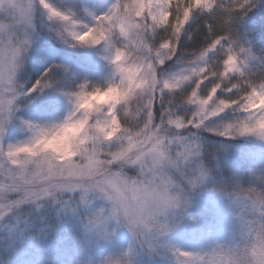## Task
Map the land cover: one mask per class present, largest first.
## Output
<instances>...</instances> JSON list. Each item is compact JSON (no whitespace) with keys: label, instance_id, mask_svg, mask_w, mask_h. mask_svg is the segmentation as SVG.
Listing matches in <instances>:
<instances>
[{"label":"snow or ice","instance_id":"snow-or-ice-1","mask_svg":"<svg viewBox=\"0 0 264 264\" xmlns=\"http://www.w3.org/2000/svg\"><path fill=\"white\" fill-rule=\"evenodd\" d=\"M39 2L52 17L74 23L70 15L53 8L46 0ZM4 3L5 0H0V9ZM7 3L11 23L28 20L31 0H7ZM216 6L217 0H117L109 13L97 19L95 27L82 33L70 32L76 41L92 45L113 36L122 38L112 57L120 83L91 91L81 85L79 91L70 94L75 105L72 115L78 116L75 121L78 131L85 134L80 142L85 147H77L75 159L49 156L47 146L33 150L31 155L39 158L26 162L14 158L16 146L0 150L7 158L0 163V198L17 203L21 198L35 202L49 196L79 193L80 201L85 202L90 195L101 196L111 204L109 216L125 221L133 235L149 246L169 232L168 214L181 206L182 184L196 187L204 183L207 175L195 159L200 145L184 132L200 128L209 117L226 109L236 108L242 118L228 124L219 135H254L264 140V83L249 81L231 43L223 45L226 36L213 32L207 47L185 73L165 80L158 77L157 65H163L165 59L175 54L180 34L193 12H212ZM8 27L9 22L0 21V32ZM160 28H166L170 35L156 47L149 40ZM27 45V40H13L10 35L0 39V133L13 112V81L18 58ZM219 51L224 53L221 62L206 61L201 66L200 61H205L209 52ZM193 78L195 87L186 99L198 105L199 111L185 120L176 115L171 102L165 100V93L178 92ZM213 79L215 83L208 95L199 96L200 86ZM141 85L150 87V91L142 99H136L132 93ZM49 86V81L41 78L31 91ZM222 87L227 92L236 90L235 98L216 103L213 97ZM117 92L123 93L119 99ZM121 103L126 104V114L119 107ZM29 127L34 128L32 143L39 145L47 130ZM130 172L133 175H128ZM238 199L245 212H251L247 219L248 241L243 250H221L207 256L177 250L178 264H264V193L249 190L239 194ZM103 212L101 209L95 214L97 226L107 223L108 216Z\"/></svg>","mask_w":264,"mask_h":264},{"label":"rangeland","instance_id":"rangeland-1","mask_svg":"<svg viewBox=\"0 0 264 264\" xmlns=\"http://www.w3.org/2000/svg\"><path fill=\"white\" fill-rule=\"evenodd\" d=\"M46 2L70 15L74 23L52 17L39 0H31L28 20L19 23H11L9 6L0 9V21L9 22V27L0 32V39L10 35L13 40L28 41L26 50L18 58L13 81V112L0 133V150L6 151L10 146L31 140L34 128L29 125L51 127L63 122L75 111L70 94L79 91L81 85L88 90L107 88L120 80L112 57L116 47L121 46L118 41L122 38L113 36L92 45L78 42L69 34L95 27L97 19L109 13L117 0ZM214 53L209 52L205 61H200L201 66ZM236 53L246 68L251 58L241 50ZM197 59L178 65L159 79L185 73ZM167 60L170 59L164 62ZM26 70L39 73L42 77L38 80L52 73H60V77L54 86L50 84L43 90L30 91L37 81L29 83L30 72L22 80ZM99 76L100 83L95 79ZM191 85L195 86V78L186 81L178 92ZM213 99L216 103L220 100L216 95ZM189 106L194 108L193 111L175 112L176 115L185 120L195 117L199 106L191 103ZM241 118L239 109L229 108L218 116L209 117L200 128L193 129L242 141L245 144L233 145L229 156L264 163V140L254 135H219L220 130ZM184 135L200 145V153L195 159L205 168L203 139L194 133ZM205 170L204 183L196 187L186 182L182 184L181 206L168 214L171 230L157 238L152 246L137 239L125 221L109 216L111 204L101 196L90 195L87 198L90 203L81 202L79 193L49 196L35 202L21 198L17 203L0 198V264H178L177 250L199 256L221 250L242 251L248 241L247 219L251 212L246 213L238 199L241 193L219 188L211 173ZM101 209L108 219L106 224L97 226L94 217ZM51 220H55V224L50 223Z\"/></svg>","mask_w":264,"mask_h":264},{"label":"trees","instance_id":"trees-1","mask_svg":"<svg viewBox=\"0 0 264 264\" xmlns=\"http://www.w3.org/2000/svg\"><path fill=\"white\" fill-rule=\"evenodd\" d=\"M215 32L227 37L223 45L227 47L230 43L235 52L243 49L251 58L246 69V74L251 83H264V0H217V6L212 12L194 11L184 30L180 34L179 44L175 54L163 65H157L158 77L176 68L180 64L194 61L207 47L208 41ZM170 33L166 28L157 29L151 34L149 43L158 47ZM224 58L222 51L215 52L208 62L215 64ZM30 72V81H38L42 77L35 70L23 72L22 80ZM60 73H52L47 76L51 86L57 84ZM28 79V78H27ZM101 82V77L95 78ZM62 82V81H61ZM60 82V83H61ZM59 83V84H60ZM215 79L207 81L200 87L198 94L207 96ZM231 87L230 81H225ZM195 86L191 85L185 90L165 94V100L171 102L174 112L189 113L193 107L189 106L186 97ZM236 90L227 92L222 87L216 93V99H233ZM159 107V106H158ZM196 134L204 141L202 159L205 168L214 177L215 185L221 189L242 193L256 190L264 193V163L242 157H230L233 145L243 146L242 141H233L220 136L210 134L204 130L192 129L184 134ZM52 221V222H51ZM50 223H54L51 220Z\"/></svg>","mask_w":264,"mask_h":264},{"label":"clouds","instance_id":"clouds-1","mask_svg":"<svg viewBox=\"0 0 264 264\" xmlns=\"http://www.w3.org/2000/svg\"><path fill=\"white\" fill-rule=\"evenodd\" d=\"M3 7H8L7 0ZM143 75V73H141ZM149 84L151 83V76H148ZM120 80L118 83L119 84ZM34 87V86H33ZM104 89V88H101ZM31 91V90H30ZM91 91V90H89ZM150 91V87L146 88L143 85L141 87L136 88L132 93V96L136 99H142L144 97L145 92ZM122 92H117V99L122 96ZM120 109L124 114L127 113V108L125 103H121L119 105ZM73 114V113H72ZM69 115L63 122L58 123L51 127H44L47 130V134L40 140L39 145H34L32 143L33 138L27 142L16 144L17 155L14 157L21 162H26L33 159H38L39 157H34L31 155L33 150H39L41 148H45L47 146V155L65 157L66 159H75L77 147L79 146L81 149L85 147V145L80 142L84 139V132L78 131L79 125L75 123L78 116ZM70 117H72L70 119ZM67 122V123H66ZM6 157L0 152V163L6 162Z\"/></svg>","mask_w":264,"mask_h":264}]
</instances>
